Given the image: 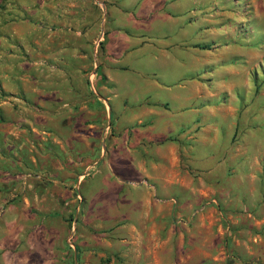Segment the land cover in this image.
<instances>
[{
	"label": "rangeland",
	"instance_id": "374dc122",
	"mask_svg": "<svg viewBox=\"0 0 264 264\" xmlns=\"http://www.w3.org/2000/svg\"><path fill=\"white\" fill-rule=\"evenodd\" d=\"M151 1L82 0V20L100 24L111 7L128 14L131 48L145 47L141 56L126 54L124 80L169 102L165 92L148 91L169 80L159 70L167 62L156 50L164 32L156 5H145ZM176 2L185 11H177L178 32L171 27L179 75L177 85L171 79L169 94L178 100L170 108L194 113L191 130L180 127L162 146L133 135L136 125L100 121L97 155L80 157L73 177L40 173L18 188L10 210L33 215L35 225L17 231L0 264H264V0ZM97 78L94 88L103 83ZM230 119L231 136L212 130ZM241 127L254 131L243 138Z\"/></svg>",
	"mask_w": 264,
	"mask_h": 264
},
{
	"label": "crops",
	"instance_id": "0c3cea01",
	"mask_svg": "<svg viewBox=\"0 0 264 264\" xmlns=\"http://www.w3.org/2000/svg\"><path fill=\"white\" fill-rule=\"evenodd\" d=\"M152 1L145 5L155 4L161 15L164 33L156 50L167 60L159 70H165L169 80L150 83L148 91L165 92L169 102L154 101L147 90L125 82L126 54L137 49L141 56L145 43L131 48L128 14L121 8H108L104 22L90 24L82 20V0H0V250L9 251L20 235L17 231L35 225L33 215L10 210L18 188L32 186L40 173L54 181L73 177L72 172L81 169L80 157L97 155L100 121L113 119L120 129L136 125L133 135L141 132L162 146L173 143L180 127L185 134L191 130L193 111L187 116L171 109L170 102L178 97L169 94L172 76L177 85L179 75L174 62L179 60L174 52L178 33L172 41L171 27L178 32L177 11L185 10L176 0ZM102 27L105 39L95 54L93 44ZM88 71L103 81H97L95 95L86 84ZM191 72L190 79L193 68ZM133 92L137 99L130 102ZM224 124L212 130L231 136L234 120ZM242 128L238 132L243 138L254 131ZM127 129L120 133L122 139L128 137Z\"/></svg>",
	"mask_w": 264,
	"mask_h": 264
},
{
	"label": "built area",
	"instance_id": "2783aa9c",
	"mask_svg": "<svg viewBox=\"0 0 264 264\" xmlns=\"http://www.w3.org/2000/svg\"><path fill=\"white\" fill-rule=\"evenodd\" d=\"M94 76H96V73H95V71H92L89 75V78H88V80H89L88 85H89L90 92L95 95L96 92H95V88H94L93 83H92V78H94Z\"/></svg>",
	"mask_w": 264,
	"mask_h": 264
}]
</instances>
